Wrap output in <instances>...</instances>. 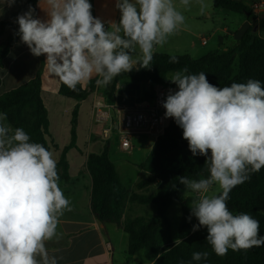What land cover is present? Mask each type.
<instances>
[{
    "label": "clouds",
    "instance_id": "obj_1",
    "mask_svg": "<svg viewBox=\"0 0 264 264\" xmlns=\"http://www.w3.org/2000/svg\"><path fill=\"white\" fill-rule=\"evenodd\" d=\"M15 3L0 0L9 7ZM45 3L42 9L39 0L45 19L31 6L16 17L20 41L33 56L46 57L53 77L78 91L77 85L93 77L101 88L133 68L150 70L157 49L185 25L180 6L188 9L191 0H115L118 22L94 16L89 0ZM207 7L199 0L202 15ZM169 62L178 63V57L170 55ZM166 79L177 90H169L162 103L165 118L183 130L193 156L206 157V178L179 177L185 191L195 194L191 214L198 224L192 231L206 228L217 256L264 246L260 222L248 213L234 214L227 203L235 187L264 168V84L249 78L218 87L205 72L190 73L187 67ZM59 180L53 153L0 112V264H59L62 257L46 247L57 237L59 217L72 211ZM208 257L207 251H195L188 264Z\"/></svg>",
    "mask_w": 264,
    "mask_h": 264
},
{
    "label": "trees",
    "instance_id": "obj_2",
    "mask_svg": "<svg viewBox=\"0 0 264 264\" xmlns=\"http://www.w3.org/2000/svg\"><path fill=\"white\" fill-rule=\"evenodd\" d=\"M36 3L37 0H29V6L35 9V16ZM213 5L215 8L247 16L250 27L236 45L226 51L209 52L198 59L189 55H175L179 60L176 64L169 62L170 55L155 53L150 70L140 68L135 72L122 73L115 77L105 87V101L108 104L116 103L118 85H123L126 77L129 83L133 82L142 89H148L143 100H151L154 87L169 85L166 78L184 67H187L190 73L205 72L208 81L218 87L230 86L232 82H246L249 78L258 79L264 84V15L256 20L248 4L242 0H214ZM18 29L16 22L0 23V37L5 36L4 41L0 43V67L9 49L18 40ZM41 84V77L38 75L0 95V112L7 113L8 122L14 128L22 127L32 142L41 143L50 150L46 139L49 134L48 112L41 97ZM77 88L78 91H71L60 82L59 93L77 103L71 118V142L63 149L57 162L59 181L70 179L67 153L76 147L80 103L94 90L95 81L88 88L81 85H77ZM182 132L174 119L170 118L164 133L157 137L150 158L139 165L146 172V177L140 180L136 187L145 190L155 185L151 193H131L125 187L115 163L110 158L108 144L104 146L102 153H91L86 170L92 179V214L101 223H114L123 229L128 234V254L134 255L143 251L146 259L152 264H179L181 260L188 264L195 251L209 253L207 261H201L199 264H264V246L239 251L230 249L226 255L217 256L206 241V228L192 232L179 243L173 241L168 211L174 202L181 205L179 234L185 235L194 226L191 206L195 197L185 191L184 186L179 183V177L199 179L207 172L206 157L192 155ZM227 203L229 210L234 214L244 212L256 218L260 222V235L264 236V168L251 174L247 182L235 187ZM135 204H152L156 208L155 214L124 219V209L127 205Z\"/></svg>",
    "mask_w": 264,
    "mask_h": 264
},
{
    "label": "crops",
    "instance_id": "obj_3",
    "mask_svg": "<svg viewBox=\"0 0 264 264\" xmlns=\"http://www.w3.org/2000/svg\"><path fill=\"white\" fill-rule=\"evenodd\" d=\"M242 1L248 4V0ZM89 2L92 4V13L94 16L101 18L103 21H119L120 14L115 8V0H89ZM40 7L42 9L47 7L45 0H40ZM40 7L39 0H37L36 16L45 19L46 13ZM28 8L29 0H16V3L11 7L7 4L0 5V23L16 22V17L27 11ZM212 13L213 14H210L209 11H206L202 17L205 20L202 22L207 23V21L213 20L212 22L215 26L214 16L218 12L212 10ZM245 17L246 18L241 21L235 31H232L229 26L221 27L220 25H217L215 29L212 30L209 38H215L217 46L216 51L219 49L226 51L229 47H233L237 44L242 34L250 27V22L247 16ZM188 18L193 21H201L200 18L195 16H190ZM186 24L189 25L185 22V25L182 26L180 31L189 34L191 30ZM180 31L176 36L170 37L168 43L163 48H158L156 53L170 55V50H177L179 48V42L178 40H174V38L181 37ZM203 40L206 41L205 44ZM208 44L209 40L206 37H202L201 45L205 47ZM204 55L196 57V59ZM45 59L46 57L44 55L40 57L33 56L28 47L21 43L20 37H18L17 42L9 49L0 67V95L25 84L38 75L41 77V97L48 112L49 134L46 139L54 159L58 162L63 149L71 142V118L77 102L59 93L60 81L48 72L47 68L44 66ZM136 70V68H133L130 72H135ZM95 79L96 77H93L90 82L84 84L82 87L88 88ZM127 84H129L128 77L123 81V85L121 84L118 86L125 87ZM166 86L177 90V86L170 81L169 85ZM140 90L141 100H143L148 89H142L140 87ZM104 92L105 87L98 88L95 85L94 90H92L88 97L80 103L76 147L72 148L67 153L70 179L68 181H59V186L63 190L64 195L70 199L72 206V211H65L64 214L59 217L58 225H60V228H58L59 226L57 227V237L50 241L53 242L54 245L48 247L50 254L58 258L62 257V259L59 260V264H116L115 248L119 243L125 248L124 259H122L119 264H135L137 255L141 252L144 255L143 251L134 255H129L128 234L114 223H101L94 217L91 211L92 179L89 172L86 170L88 156L91 153H102L106 144L110 147L113 135H116V146L119 151H121L116 130L112 131L108 137H104L103 129L106 127V123H97L95 121L93 105L96 101L107 103L105 101ZM156 140L157 137L154 136L147 134L140 135L134 138V145L136 147H134L133 151H135V149L139 151L142 146L148 147L151 151ZM92 143H101L102 151L92 152V147H95L94 150H98V146H93ZM144 161L145 160L138 161L132 165L136 169H139L141 173L143 172L144 177H146V172L139 167ZM207 176L208 172L203 174V177L206 178ZM144 177H142V179ZM154 189L155 185L143 191H153ZM189 195L195 197V194L190 193ZM132 208L134 207L127 205L124 209V219L131 217L128 214L129 210ZM82 212H85V214ZM194 225H197L195 216ZM120 230L125 232V235L119 234ZM192 232L191 230L188 234H185L183 238L187 237ZM117 235L120 236L119 239ZM108 243L111 246L110 249L108 248ZM143 257H145V255ZM141 264H152V262L145 257V261Z\"/></svg>",
    "mask_w": 264,
    "mask_h": 264
},
{
    "label": "rangeland",
    "instance_id": "obj_4",
    "mask_svg": "<svg viewBox=\"0 0 264 264\" xmlns=\"http://www.w3.org/2000/svg\"><path fill=\"white\" fill-rule=\"evenodd\" d=\"M214 0H204V2L208 5L206 11H209L210 14L212 13V10H215V12H218L215 14V26L213 25V20L207 21V23H203L205 20L203 15L200 13L199 10V0H191L190 7L188 9H184L183 6H180V10L183 12V14L186 17V22L189 24L187 27L191 30L189 34L185 33L184 31L181 32V37H176L174 40H178L179 42V48L177 50H170V55H189L192 58L200 57L201 55H206L209 52H214L217 49L216 46V40L215 38L210 39V35L212 33V30L215 29L217 25H220L221 27L229 26L232 31H235V29L240 25L241 21L245 19L246 15L241 13H235L227 10L222 9H216L213 5ZM179 3V0H177V4ZM214 8V9H213ZM205 11V12H206ZM195 16L200 18L201 21H193L189 19L188 17ZM203 21V22H202ZM176 36V35H175ZM206 37L209 40V44L205 47L201 45V38ZM180 38V39H178ZM5 39V36L0 37V43L3 42ZM193 45V47H192ZM220 50V49H219ZM144 93V92H143ZM114 115V112H113ZM116 135H113V138L111 139V146L109 147V155L111 160L115 163L116 168L119 172V176L121 178L122 183L125 185L127 189L131 191V193H151L152 191H143L139 190L136 187V183L144 177L143 172L139 169H136L132 164L136 163L138 161L142 160H148L150 158V149L146 146H142L139 151L135 149V151L131 153H123L122 151H119V149L116 146ZM95 141V139H94ZM101 142V141H100ZM94 143V142H93ZM92 143V144H93ZM98 146V150H94L95 147H92V152H101V143L99 144H93V146ZM136 147V146H135ZM152 150V149H151ZM143 191V192H142ZM134 208L129 210V214L131 217L136 216H150L153 215L156 211V208L154 205H141V204H135L133 206ZM85 214V212H82ZM168 217L170 219L171 223V234L173 237V241L175 242L177 239H182L185 235H180L178 232V225L181 218V205L178 202H174L169 211H168ZM60 228V225H58ZM119 234L125 235V232L119 231ZM188 234V232L186 233ZM118 239L120 238L119 235H117ZM119 243L115 248V260L116 264H119V262L124 259L125 254V248L122 246V244ZM127 256V254H126ZM143 253H139L137 255V260L135 264H141L145 261V257H143Z\"/></svg>",
    "mask_w": 264,
    "mask_h": 264
},
{
    "label": "built area",
    "instance_id": "obj_5",
    "mask_svg": "<svg viewBox=\"0 0 264 264\" xmlns=\"http://www.w3.org/2000/svg\"><path fill=\"white\" fill-rule=\"evenodd\" d=\"M247 2L255 19L259 20L264 15V0H248ZM203 43L205 44L206 41L203 40ZM121 87L118 86L119 89ZM169 90L176 91L165 85H156L151 100H141L132 106L96 101L93 105L95 121L106 123L103 136L108 137L112 131L116 130L120 149L126 154L133 152L134 138L143 134L161 136L170 119L165 118V109L162 106ZM107 245L110 249V244Z\"/></svg>",
    "mask_w": 264,
    "mask_h": 264
},
{
    "label": "water",
    "instance_id": "obj_6",
    "mask_svg": "<svg viewBox=\"0 0 264 264\" xmlns=\"http://www.w3.org/2000/svg\"><path fill=\"white\" fill-rule=\"evenodd\" d=\"M140 101H141L140 85L131 82L127 84L125 87H121L117 91L116 102L119 105L132 106ZM52 245H54L53 242H46V247H51Z\"/></svg>",
    "mask_w": 264,
    "mask_h": 264
}]
</instances>
